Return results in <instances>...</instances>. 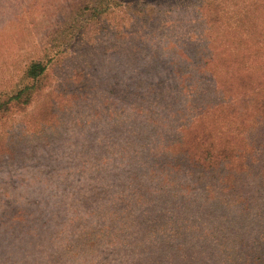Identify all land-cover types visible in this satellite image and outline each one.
Here are the masks:
<instances>
[{
	"label": "rangeland",
	"instance_id": "obj_1",
	"mask_svg": "<svg viewBox=\"0 0 264 264\" xmlns=\"http://www.w3.org/2000/svg\"><path fill=\"white\" fill-rule=\"evenodd\" d=\"M90 2L0 0V264L189 261L202 241L197 234L175 254L160 256L167 244L151 247L148 213L136 209L139 195L128 196L125 173L122 180L115 173L124 166L113 155L118 147L106 140L113 131L132 136L148 131L149 114L165 113L164 102L179 109V99L170 100L168 91L160 102L148 101V72L167 68L170 51L191 42L194 48L207 39L214 44L225 34L236 40H264V0H138L130 5L110 0L109 9L99 15ZM151 6L155 12L148 15ZM151 21L157 24L148 27ZM34 62H41L46 72L29 107L5 106ZM81 69L87 80H76ZM128 81L132 85L122 95ZM162 84L172 87L168 79ZM193 112L199 111L191 108L187 116L194 117ZM159 119L155 128L168 134L186 128L182 117L172 122L160 114ZM133 181L130 174L129 183ZM116 194L130 200L122 213L112 204ZM213 210L207 207L205 220ZM121 214L126 216L119 221ZM114 216L119 222L110 223ZM87 220L106 226L93 231V246L82 251L78 236ZM174 222L182 225L176 210L165 219V238ZM72 225H79L78 231ZM177 235L182 244L188 242ZM70 248L84 254L74 258ZM56 249L60 258L49 257ZM149 251L150 258L141 259Z\"/></svg>",
	"mask_w": 264,
	"mask_h": 264
},
{
	"label": "trees",
	"instance_id": "obj_2",
	"mask_svg": "<svg viewBox=\"0 0 264 264\" xmlns=\"http://www.w3.org/2000/svg\"><path fill=\"white\" fill-rule=\"evenodd\" d=\"M123 1L128 5L138 2L118 0ZM109 2L92 0L88 4L99 15L109 9ZM155 7H149L148 15L155 12ZM156 24L151 21L148 27ZM222 37L214 44L207 39L194 48L192 42L177 47L167 54V68L157 67L151 74L148 72V101L160 102L162 94L168 91L170 100L176 96L179 99V109L167 108L164 102L165 113L152 111L156 118L148 113V131H135L136 136L113 131L106 140V144L118 147L113 155H119L124 168L115 173L119 180L121 173H125L128 196L139 195L136 209L141 214L148 213L151 247L156 243L167 244L161 251L160 256H164L169 251L175 254L189 247L195 234L202 239L191 260L171 264H264V40H236L229 34ZM45 72L41 62L31 63L24 72L25 83L7 96L5 106L14 103L12 106L19 109L29 107L28 102L40 89L37 84ZM74 76L76 80H87L82 69ZM165 79L172 85L169 89L162 84ZM128 83L122 85V95L125 87L132 85L131 81ZM191 108L199 112H193L195 115L190 118L187 112ZM160 114L172 122L182 117L186 128L169 134L155 128L162 121ZM128 146L133 150L128 151ZM130 174L135 179L131 184ZM215 190L219 193L212 192ZM206 191H210L209 198ZM129 201L119 196L114 197L112 204L115 211L122 213L126 209L124 203L127 205ZM209 205L214 210L205 220ZM175 210L182 225L172 223L174 228L165 238L161 233L165 219ZM125 216L119 215L118 220ZM119 221L115 216L110 219V223ZM86 222L81 226L83 234L78 236L82 251L93 246L96 240L93 231L99 232L100 226H106L102 222L99 225L91 220ZM85 224L87 227H83ZM42 226H47L46 221H42ZM74 227L78 231L80 226L71 228ZM178 232L189 239L187 243L182 244ZM86 237L90 238L88 242L81 243ZM58 250L49 257L59 259ZM79 250L70 248V256L77 258L84 254ZM143 256L141 259L150 258V251Z\"/></svg>",
	"mask_w": 264,
	"mask_h": 264
}]
</instances>
